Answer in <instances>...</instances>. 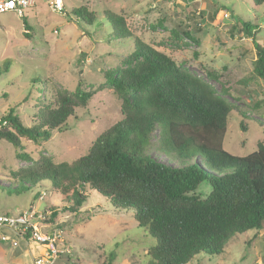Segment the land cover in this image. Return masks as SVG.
I'll use <instances>...</instances> for the list:
<instances>
[{
	"label": "rangeland",
	"instance_id": "obj_1",
	"mask_svg": "<svg viewBox=\"0 0 264 264\" xmlns=\"http://www.w3.org/2000/svg\"><path fill=\"white\" fill-rule=\"evenodd\" d=\"M51 1L35 0L23 16L0 13V116L11 108L31 126L37 110L52 103L57 91H74L79 83L82 89L97 91L49 139L22 138V152L31 159L17 157L14 146L0 139V210L35 209L39 215L54 207V221L37 217L34 222L46 231L60 230L62 244H70L59 264H146L155 239L139 225L133 210L114 206L88 190L87 201L72 211L49 184L30 187L17 176L37 167L42 156L73 162L123 117L122 101L106 74L115 71L117 77L125 71L136 38L208 81L230 102L233 109L224 137L229 152L243 156L257 149L264 142V81L254 73L257 52L238 19L257 24V38L264 44V2L256 6L254 0H64L65 8L58 12ZM83 6L94 13L92 24L72 14ZM109 12L124 16L129 37L116 35ZM208 69L218 78L210 77ZM157 136L154 133L153 142ZM150 152L166 163H178L154 148ZM210 190L203 182L197 191L204 197ZM0 232L12 235L5 228ZM16 238L18 246L0 239V264H34L46 250L39 241ZM187 264H264V228L239 234L222 253H200Z\"/></svg>",
	"mask_w": 264,
	"mask_h": 264
},
{
	"label": "trees",
	"instance_id": "obj_2",
	"mask_svg": "<svg viewBox=\"0 0 264 264\" xmlns=\"http://www.w3.org/2000/svg\"><path fill=\"white\" fill-rule=\"evenodd\" d=\"M263 2L254 0V5ZM72 14L89 24L94 21L85 6ZM108 18L117 36L131 35L123 15L109 12ZM24 23L29 27L26 19ZM238 23L252 38L257 52L254 73L264 81L259 27L243 19ZM125 63L117 77L115 71L106 74L122 101L123 117L104 130L85 155L73 162L42 156L37 167L17 176L19 181L30 187L49 184L72 211L87 201L88 190L133 210L139 225L155 239L146 264H187L200 253H222L239 234L263 229L264 142L243 156L229 152L224 137L233 106L165 52L136 38ZM207 74L218 78L213 69ZM80 84L74 91H57L52 103L37 110L31 126L10 108L2 115L7 124L0 128V139L14 146L17 157L31 159L22 152V138L49 139L78 107L87 105L97 90ZM152 148L178 163L159 159ZM203 182L211 186L204 197L197 191ZM51 209L44 220L54 221L57 210ZM59 247L71 250L70 244Z\"/></svg>",
	"mask_w": 264,
	"mask_h": 264
},
{
	"label": "built area",
	"instance_id": "obj_3",
	"mask_svg": "<svg viewBox=\"0 0 264 264\" xmlns=\"http://www.w3.org/2000/svg\"><path fill=\"white\" fill-rule=\"evenodd\" d=\"M35 0H0V13L6 11H15L20 16L25 14V9L32 6ZM53 10L62 12L65 8L64 0H52ZM7 124L0 116V128ZM45 212V213H44ZM37 215V210H31L21 213H6L0 210V229L5 228L12 232L11 234L1 233L0 239L13 246H18L19 242L16 237H22L27 242L29 240L41 242L46 250L39 257L34 258V264H59L60 256L66 253L67 249L59 247L62 244L60 237L61 231L58 229L43 230L40 226L35 225V219H45L47 212ZM50 214V212H48Z\"/></svg>",
	"mask_w": 264,
	"mask_h": 264
}]
</instances>
